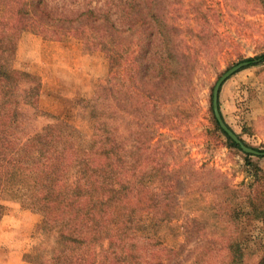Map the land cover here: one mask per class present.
Listing matches in <instances>:
<instances>
[{
  "label": "rangeland",
  "instance_id": "obj_1",
  "mask_svg": "<svg viewBox=\"0 0 264 264\" xmlns=\"http://www.w3.org/2000/svg\"><path fill=\"white\" fill-rule=\"evenodd\" d=\"M25 1L0 0V23ZM50 2L59 12L78 8L75 0ZM171 13L186 43L197 48L201 67L191 93L185 91L184 99L159 104L155 118H169V123H158L152 140L138 135V120L127 113L134 107L123 92L122 151L130 164L126 173H141L153 158L166 161L165 168L173 176L169 184L177 218L171 222L173 227L166 226L165 235L168 245L182 244L180 264H259L264 254V221L248 214L249 185L255 178L252 163L264 171V155L245 152L215 129L213 91L228 69L264 54V0H181ZM88 41L74 34L60 39L25 30L14 45L0 42V67L40 78L39 113L27 105L22 108L30 130L51 122L64 128L54 153V174L75 187L102 188L110 186L114 176L102 155L103 125L92 116L91 99L110 74L111 61L98 41ZM119 50L122 83L130 84L129 67L137 52L123 45ZM254 62L223 83L219 106L242 141L264 151V62ZM131 149L133 156L127 154ZM139 156L141 164L132 167ZM162 189L167 188L158 182L152 185L158 194ZM5 196H0V264H32L30 254H53L58 230L44 223L45 212ZM236 242L243 250L242 261L234 260L229 246H237ZM107 245L108 241L102 243Z\"/></svg>",
  "mask_w": 264,
  "mask_h": 264
},
{
  "label": "trees",
  "instance_id": "obj_2",
  "mask_svg": "<svg viewBox=\"0 0 264 264\" xmlns=\"http://www.w3.org/2000/svg\"><path fill=\"white\" fill-rule=\"evenodd\" d=\"M50 1L26 0L11 10L0 23V42L14 45L25 30L60 39L74 34L86 43L95 39L109 54L110 74L98 84L91 107L92 116L103 125L102 155L113 168L114 177L108 187L84 188L54 174V153L61 145L64 128L51 122L30 130L22 108L27 105L39 113L40 78L24 70L0 67V196L43 210L44 223L58 230L55 252L49 256L38 251L28 255L29 261L180 264L177 259L182 244L168 245L165 235L166 226L173 227L171 222L177 218V204L172 202L175 196L169 184L172 173L167 172L166 161L161 158H153L141 173H126L130 164L122 151L125 110L121 100L125 91L129 105L134 107L127 113L134 114L140 127L138 135L146 141L152 140L158 123H169V118H155L159 104L182 100L185 91L187 95L193 90L195 74L201 67L200 54L186 43L171 15L172 6L181 0H75L78 8L71 12H59ZM121 45L137 52L134 65L129 67L130 84L122 83ZM256 59L264 62V54L249 61ZM214 123L217 131L239 147L215 118ZM132 151L127 154L132 155ZM142 160L139 156L129 163L134 167L132 164H141ZM252 164L255 178L249 185L248 214L253 220L264 221V171ZM155 182L167 189L156 193L152 190ZM104 241H108L107 247H102ZM236 244L229 245L233 258L242 261L243 250ZM259 264H264V254Z\"/></svg>",
  "mask_w": 264,
  "mask_h": 264
},
{
  "label": "water",
  "instance_id": "obj_3",
  "mask_svg": "<svg viewBox=\"0 0 264 264\" xmlns=\"http://www.w3.org/2000/svg\"><path fill=\"white\" fill-rule=\"evenodd\" d=\"M256 62L261 61L260 59H256ZM250 64L249 60H244L242 62H239L238 64L234 65L230 69H228L217 81L214 91H213V109L215 117L220 125V127L230 136V138L237 143L242 150H244L247 153L250 154H256V155H264V151L258 150L256 148H253L251 146H248L245 144L242 139L239 137V135L232 129L230 126L226 123L224 120L221 109L219 106V99H220V91L223 83L233 74L241 70L243 67Z\"/></svg>",
  "mask_w": 264,
  "mask_h": 264
}]
</instances>
